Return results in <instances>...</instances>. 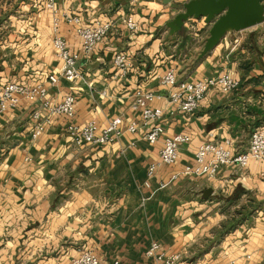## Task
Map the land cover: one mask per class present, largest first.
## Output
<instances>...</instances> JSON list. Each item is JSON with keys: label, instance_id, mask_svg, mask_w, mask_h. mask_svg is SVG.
<instances>
[{"label": "crops", "instance_id": "crops-1", "mask_svg": "<svg viewBox=\"0 0 264 264\" xmlns=\"http://www.w3.org/2000/svg\"><path fill=\"white\" fill-rule=\"evenodd\" d=\"M163 1L53 0V15L47 0H0V84H43L50 103L73 96L78 126L93 121L102 130L119 118L124 130L139 123L140 113L131 107L134 92L166 96L158 78L169 70L178 81L226 72L239 83L231 93L208 92L191 115H165V137L185 135L189 143L175 165L157 169L148 188L146 171L158 162L161 142L147 144L142 130L111 145L75 147L62 117L31 138L38 104L22 101L0 113V264H69L85 249L100 264H154L144 256L151 242L176 255L178 264H264V163L223 167L214 179L183 174L203 143L229 140L243 153L250 134L264 129V22L227 34L200 59L211 25L190 19L170 35L166 24L179 14L172 5L191 0ZM63 15L84 26L109 22L113 29L78 63L84 83L50 86L48 77L61 68L51 44L53 16L68 49L80 51L75 27ZM128 17L138 32L126 29ZM118 52L128 58L124 80L113 79L112 55ZM152 106L165 108L163 102ZM206 190L211 194L204 199ZM246 197L260 202L256 216L213 242L210 231L226 220V209H239Z\"/></svg>", "mask_w": 264, "mask_h": 264}, {"label": "built area", "instance_id": "built-area-1", "mask_svg": "<svg viewBox=\"0 0 264 264\" xmlns=\"http://www.w3.org/2000/svg\"><path fill=\"white\" fill-rule=\"evenodd\" d=\"M46 8L53 11V0H47ZM53 13L55 15L54 11ZM62 17L69 24L74 25L75 34L80 43V51L71 52L68 49L65 39L58 32L59 19L57 16H53L51 44L56 58L61 62V68L56 77H48L47 82L50 86H56L61 80L67 83H84L85 78L78 68V63L82 57L89 56L113 29V25L109 22L96 21L92 25L84 26L77 17L69 15ZM124 24L131 33H136L139 30V25L132 17L125 19ZM112 67L114 80L126 79L129 71L127 56L122 52L113 54ZM158 82L163 89L167 90L166 96L136 89L131 107L135 111H139L140 121L139 123L129 122L124 130L121 128L122 121L119 118L110 121L102 130L93 121L82 126L76 125L73 122L75 98L68 95L58 103H50L46 99L48 91L43 84L33 86L17 83L0 84V113L17 108L22 101L38 104L39 107L31 114L34 124L31 138L38 139L46 127L51 124L52 118L62 117L68 121L66 133L75 147L111 145L124 133L134 135L142 130V139L147 144L155 145L161 142L158 162L149 165L146 171L147 182L144 186L148 188L149 181L153 179L157 169L175 165L178 161L179 149L189 143V137L185 135L165 137L162 125L165 115L171 116L174 113L191 115L208 92L214 90L221 94H227L239 86V83L226 72L216 77L188 82L178 81L175 71L169 70L158 78ZM101 96H105V93H101ZM155 102H163L165 108L152 106ZM41 112H44L45 115L42 116ZM250 161L264 163V129H256L250 134L248 147L243 153L234 150L229 140L222 143L214 141L203 143L195 151L194 164L185 167L183 174L214 179L221 168L233 165L244 169ZM159 188H164V185L160 184ZM144 256L154 264H178L177 256L167 254L156 242L150 243ZM249 258L248 256L247 259ZM69 264H100V262L93 251L85 249L80 251L78 256L71 258ZM106 264L120 263L113 260Z\"/></svg>", "mask_w": 264, "mask_h": 264}, {"label": "water", "instance_id": "water-1", "mask_svg": "<svg viewBox=\"0 0 264 264\" xmlns=\"http://www.w3.org/2000/svg\"><path fill=\"white\" fill-rule=\"evenodd\" d=\"M171 0H164L165 5ZM183 12L166 24L170 35L179 33L190 19H203L211 25L200 59L210 53L229 33L254 28L264 22V0H191L183 5ZM211 190H206L207 199Z\"/></svg>", "mask_w": 264, "mask_h": 264}, {"label": "rangeland", "instance_id": "rangeland-1", "mask_svg": "<svg viewBox=\"0 0 264 264\" xmlns=\"http://www.w3.org/2000/svg\"><path fill=\"white\" fill-rule=\"evenodd\" d=\"M171 10L173 14L181 13L183 12V6L180 2L175 3L172 5ZM244 201L245 203L239 209L234 208L235 206L234 204L231 205V207L226 209V212L224 214V216L226 217L225 218L226 220H223L222 222H220V228L210 231V234L212 237L210 239L213 242H217L218 240H220V238H223L224 235L232 232L241 223L250 219L251 217L253 218L254 216H256L254 211L256 207L259 206L260 202L257 201L256 199H254L253 201V198L251 197L250 198L246 197ZM202 220H205V219H202Z\"/></svg>", "mask_w": 264, "mask_h": 264}]
</instances>
